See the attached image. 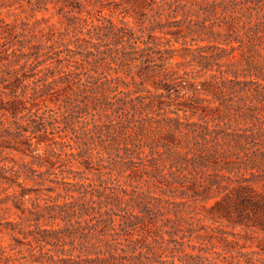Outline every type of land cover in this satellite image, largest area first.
Wrapping results in <instances>:
<instances>
[{"label":"trees","instance_id":"trees-1","mask_svg":"<svg viewBox=\"0 0 264 264\" xmlns=\"http://www.w3.org/2000/svg\"><path fill=\"white\" fill-rule=\"evenodd\" d=\"M128 1L137 35L102 16L98 24L84 20L86 33L69 39L59 34L53 53V45L42 55L35 47L29 64L19 58L24 41L12 44L21 54L8 52L0 32V61L7 62L0 68L7 90L1 92L0 117L15 126L11 132L2 123L10 139H0L1 145L41 160L47 170H27L25 179L59 190L36 194L31 208H23L28 190L18 175L0 168L9 187H20L13 225L22 234L16 244L26 247L31 262L173 264L138 232H149L168 205L212 199L215 219L264 234V0ZM156 32L175 36L188 52V43H207L191 51V61L199 73L213 71L210 80L195 85L165 70L176 49L157 42ZM236 51L243 53L242 67L220 63ZM147 81L165 94L146 90ZM185 90L192 96H178ZM202 102L216 104L209 109L215 112L212 126L203 120ZM184 109L200 110V122L182 121L178 112ZM73 164L81 170H72ZM10 261L0 248V263Z\"/></svg>","mask_w":264,"mask_h":264},{"label":"rangeland","instance_id":"rangeland-1","mask_svg":"<svg viewBox=\"0 0 264 264\" xmlns=\"http://www.w3.org/2000/svg\"><path fill=\"white\" fill-rule=\"evenodd\" d=\"M133 14L131 3L128 0H0V32H4L3 36L6 38L8 52L14 50L17 54L26 55L24 58L22 54L19 56L20 62L27 61L29 64L33 62V57L26 58L35 52V47H39L40 55L46 54L49 51V46H57L54 41L58 40L59 34H64V37L61 38L69 39L78 32H81L79 33L80 36L86 33L87 28L83 25L84 20H86L84 24L90 22L98 24L96 18L102 16L105 21L116 27L124 26L133 30L137 35L140 27ZM154 35L157 37V42L164 45L167 43L176 49L173 58L165 64V70L174 71L177 77H181L183 81L193 82L195 85L210 80V76L214 72L199 73L200 68L191 61V51L197 46H209L207 43L201 42L197 45L194 42L188 43L186 47L191 49L188 52L182 49L181 41L175 42V36L157 32ZM18 40L25 43L21 53L18 51L17 45H12L16 44ZM168 45L165 47L167 48ZM1 48L4 47L0 46V51ZM56 49L57 47L50 53ZM206 51L209 52V50ZM242 55V52L236 51L223 58L220 63L230 62L237 67H242L243 61L240 60ZM1 56L2 54H0ZM13 59V57L9 58L10 61ZM50 62L47 61L45 65H49ZM45 65L40 66V68ZM6 66V61H0L2 70ZM117 75L124 78L122 72ZM110 76H116V74L111 72ZM159 78L163 79V77ZM126 81L128 80L126 79ZM144 87L153 93L165 94L160 87L154 89L150 81L145 82ZM2 91L7 92L0 84V96L5 100L6 96L1 93ZM182 94H184V99H187L192 96L193 92L181 91L178 96ZM175 95L176 93H172V96ZM202 98L211 101L209 96H202ZM163 100L168 102L167 99L163 98ZM183 101V99L176 101V105L171 106L170 109L175 110L178 105L177 102ZM202 106L207 107L204 113L206 117L203 120L212 126L211 120L215 112L209 109H213L216 104L202 102ZM184 110H186L185 113L178 112L182 121L200 122L199 120L202 118L200 110L195 114H192L189 109ZM2 123L4 126H10L11 132H15V126L13 124L8 125L7 120L0 117V139H10L4 131ZM3 140H0V168L3 167L7 170L6 175L9 177H12L13 174L18 175L17 183L28 190L29 195L24 197L23 208H31L30 201L36 194L55 195L59 191L58 186L50 182L46 181L39 185L38 179L36 181L25 179L27 170H36L37 174L47 170V165L41 166L39 165L41 160L35 161L31 156L2 147ZM44 148L45 144H42L39 151L42 153ZM184 151L177 150L179 154ZM60 158L66 159V155L61 154ZM168 164L167 162L165 170H168ZM71 169L74 171L81 170L76 164H73ZM60 177L58 176V179ZM51 187L54 190L48 192L46 189ZM140 187L148 188L146 184H142ZM19 192L20 187H9L8 183L0 178V248L5 257H10L9 264H38L30 261L26 247H18L16 244L17 240L22 239V234L18 233L19 229L14 228L13 225L19 220L18 215H20V212L13 205V200L19 195ZM214 202L215 199H212L205 203L186 204L184 207L178 206L177 208L168 205V213L158 218L160 220L150 226L149 232L142 230L138 233L147 242L155 241V245L161 246L164 249L161 250V252L163 251V259L173 261V264H264V234L261 231L233 224L226 220L215 219L211 212ZM177 211L178 216L176 217L175 212ZM20 229L29 230L27 226H20ZM186 256H190V258L187 259Z\"/></svg>","mask_w":264,"mask_h":264}]
</instances>
